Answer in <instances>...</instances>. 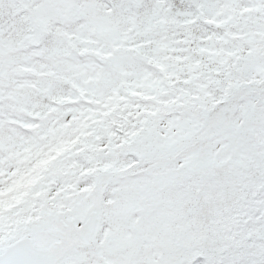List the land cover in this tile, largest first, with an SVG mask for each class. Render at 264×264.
Masks as SVG:
<instances>
[{"label":"snow or ice","instance_id":"1","mask_svg":"<svg viewBox=\"0 0 264 264\" xmlns=\"http://www.w3.org/2000/svg\"><path fill=\"white\" fill-rule=\"evenodd\" d=\"M0 264H264V0H0Z\"/></svg>","mask_w":264,"mask_h":264}]
</instances>
